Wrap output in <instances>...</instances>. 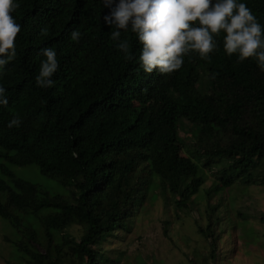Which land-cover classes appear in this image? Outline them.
Returning a JSON list of instances; mask_svg holds the SVG:
<instances>
[{
	"label": "trees",
	"instance_id": "obj_1",
	"mask_svg": "<svg viewBox=\"0 0 264 264\" xmlns=\"http://www.w3.org/2000/svg\"><path fill=\"white\" fill-rule=\"evenodd\" d=\"M87 2L81 19L74 0H17L12 13L20 31L0 77L8 98L0 106V219L11 228L5 239L15 264H119L122 253L111 256L102 244L129 230L146 194L154 201L158 189L176 210L203 197L195 228L215 258L225 227L219 202L209 200L264 186V70L225 55L220 37L207 61L190 52L172 73H144L135 34L121 31L133 56L126 60L103 23L108 9ZM242 2L264 26V0ZM45 47L55 50L58 69L53 85L40 88L34 78ZM14 116L20 126L6 127ZM182 120L195 129L191 146L180 137ZM14 165L37 166L66 192L15 175ZM237 213L264 222L263 212Z\"/></svg>",
	"mask_w": 264,
	"mask_h": 264
},
{
	"label": "clouds",
	"instance_id": "obj_2",
	"mask_svg": "<svg viewBox=\"0 0 264 264\" xmlns=\"http://www.w3.org/2000/svg\"><path fill=\"white\" fill-rule=\"evenodd\" d=\"M88 0H74V18L86 16ZM108 11L103 23L112 28L110 39L126 60H132L127 39H120L121 31L135 34L140 45L136 57L144 73L155 70L169 74L178 70L184 56L195 52L200 59L209 60L222 37L225 55H236L237 61L254 59L264 70V26L242 0H101ZM68 5L67 2H64ZM17 0H0V77L5 65L16 56L14 40L20 31L12 13ZM70 40L78 42L81 33L72 30ZM40 61L35 84L40 88L53 85L57 72V55L53 48L40 49ZM5 88L0 85V106L8 103ZM14 116L6 127L20 126Z\"/></svg>",
	"mask_w": 264,
	"mask_h": 264
},
{
	"label": "rangeland",
	"instance_id": "obj_3",
	"mask_svg": "<svg viewBox=\"0 0 264 264\" xmlns=\"http://www.w3.org/2000/svg\"><path fill=\"white\" fill-rule=\"evenodd\" d=\"M179 130L180 137L184 138L187 146H191L194 127L182 120ZM1 162H4L2 158ZM9 168L15 175L40 185L50 193L66 192L65 187L55 179L42 175L35 165ZM211 183L209 175L204 188ZM154 193L158 196L154 201L148 199L149 193L146 194L129 230H118V236L102 244L111 256L122 253L119 264H194L190 259L198 264H264V222L252 216L242 220L237 213H264V186L233 187L220 197L209 200L213 204L219 202L217 212L225 227L217 241L215 258H210L208 244L195 228L196 220L203 221L199 216L207 204L203 197L194 198L189 208L176 210L169 194L164 195L160 189ZM70 232L78 237L80 228L74 226ZM6 236H12L11 228L0 219V264H15L13 248Z\"/></svg>",
	"mask_w": 264,
	"mask_h": 264
}]
</instances>
